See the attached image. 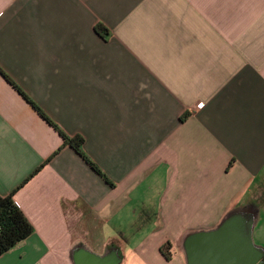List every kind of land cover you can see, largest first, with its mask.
<instances>
[{
	"label": "crops",
	"instance_id": "crops-1",
	"mask_svg": "<svg viewBox=\"0 0 264 264\" xmlns=\"http://www.w3.org/2000/svg\"><path fill=\"white\" fill-rule=\"evenodd\" d=\"M0 66L103 173L0 73V195L35 229L0 264H189L241 209L264 251V0H0Z\"/></svg>",
	"mask_w": 264,
	"mask_h": 264
},
{
	"label": "water",
	"instance_id": "water-1",
	"mask_svg": "<svg viewBox=\"0 0 264 264\" xmlns=\"http://www.w3.org/2000/svg\"><path fill=\"white\" fill-rule=\"evenodd\" d=\"M253 223V213L241 209L227 216L217 230L191 234L185 244L189 264H264V251L250 237Z\"/></svg>",
	"mask_w": 264,
	"mask_h": 264
},
{
	"label": "trees",
	"instance_id": "trees-1",
	"mask_svg": "<svg viewBox=\"0 0 264 264\" xmlns=\"http://www.w3.org/2000/svg\"><path fill=\"white\" fill-rule=\"evenodd\" d=\"M96 30L99 33H105L108 31L103 24L97 25ZM0 73L16 88V90H18L21 95L24 96V98L27 99L31 106L38 111L50 125L59 131L61 137L65 140V144L73 146L77 152L86 158L94 170L102 173L97 165H95V163L91 161V159L82 151L84 145L83 137L67 135L59 125L48 117L46 112L38 104H36L24 90L16 85V82L1 69V66ZM34 232L35 229L32 223L28 220L21 207L14 200L13 194L11 193L6 196L0 195V256L9 250H12L23 240L28 239ZM161 251L167 260L172 258L170 242L164 244L161 247Z\"/></svg>",
	"mask_w": 264,
	"mask_h": 264
},
{
	"label": "flooded vegetation",
	"instance_id": "flooded-vegetation-1",
	"mask_svg": "<svg viewBox=\"0 0 264 264\" xmlns=\"http://www.w3.org/2000/svg\"><path fill=\"white\" fill-rule=\"evenodd\" d=\"M252 213V210H249Z\"/></svg>",
	"mask_w": 264,
	"mask_h": 264
}]
</instances>
